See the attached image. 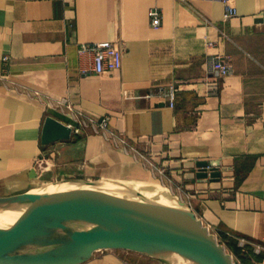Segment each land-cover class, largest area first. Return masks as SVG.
<instances>
[{
    "label": "crops",
    "instance_id": "0c3cea01",
    "mask_svg": "<svg viewBox=\"0 0 264 264\" xmlns=\"http://www.w3.org/2000/svg\"><path fill=\"white\" fill-rule=\"evenodd\" d=\"M229 3L236 13L224 18L223 0H0V196L68 177L158 181L238 264H264V0ZM101 40H117L122 60L99 74L78 46ZM213 54L229 73L210 69ZM47 115L71 137L42 144ZM104 116L157 167L98 132ZM203 162L210 175H200ZM0 264L164 263L124 248L54 245Z\"/></svg>",
    "mask_w": 264,
    "mask_h": 264
},
{
    "label": "water",
    "instance_id": "95a60500",
    "mask_svg": "<svg viewBox=\"0 0 264 264\" xmlns=\"http://www.w3.org/2000/svg\"><path fill=\"white\" fill-rule=\"evenodd\" d=\"M70 137L69 124L45 117L42 144ZM54 245L124 248L164 264H238L171 188L134 178L68 177L0 196V258Z\"/></svg>",
    "mask_w": 264,
    "mask_h": 264
},
{
    "label": "built area",
    "instance_id": "2783aa9c",
    "mask_svg": "<svg viewBox=\"0 0 264 264\" xmlns=\"http://www.w3.org/2000/svg\"><path fill=\"white\" fill-rule=\"evenodd\" d=\"M223 2L224 18H228L236 13L235 7L229 3V0H223ZM148 15L152 25L158 26L160 24L161 14L158 7L153 6L149 8ZM78 52L79 54H89L91 56V70L99 74L108 73L121 65L122 48L117 40L82 42L78 46ZM209 67L213 72L219 74H226L231 71L230 63L220 54H213L210 56ZM168 94L170 104H173L175 99L174 86L169 87ZM78 130L79 126H74L73 131L77 132ZM97 131L108 135L115 144L122 146L125 150H130L135 156L142 158L147 164L152 167H157L150 153L131 143L121 132L110 129L107 117H102L98 122ZM43 163H45L43 158L37 160L39 167H42ZM212 169V166L207 163L201 166V170L206 171L207 175L211 174ZM238 243L240 247L244 248L247 240H245V238H239ZM258 247L257 249H259Z\"/></svg>",
    "mask_w": 264,
    "mask_h": 264
},
{
    "label": "trees",
    "instance_id": "16d2710c",
    "mask_svg": "<svg viewBox=\"0 0 264 264\" xmlns=\"http://www.w3.org/2000/svg\"><path fill=\"white\" fill-rule=\"evenodd\" d=\"M249 249H250V247L248 245H245L244 248L239 247V250L242 252L243 255L244 254L246 255L247 253H249Z\"/></svg>",
    "mask_w": 264,
    "mask_h": 264
},
{
    "label": "bare ground",
    "instance_id": "6f19581e",
    "mask_svg": "<svg viewBox=\"0 0 264 264\" xmlns=\"http://www.w3.org/2000/svg\"><path fill=\"white\" fill-rule=\"evenodd\" d=\"M86 224V222L82 223V225Z\"/></svg>",
    "mask_w": 264,
    "mask_h": 264
}]
</instances>
